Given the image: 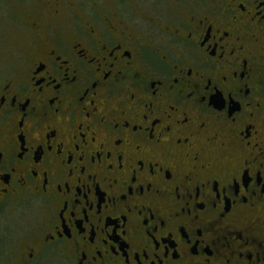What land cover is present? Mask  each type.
Masks as SVG:
<instances>
[{
	"label": "flooded vegetation",
	"instance_id": "af4514ba",
	"mask_svg": "<svg viewBox=\"0 0 264 264\" xmlns=\"http://www.w3.org/2000/svg\"><path fill=\"white\" fill-rule=\"evenodd\" d=\"M0 69V264H264V0H28Z\"/></svg>",
	"mask_w": 264,
	"mask_h": 264
},
{
	"label": "rangeland",
	"instance_id": "374dc122",
	"mask_svg": "<svg viewBox=\"0 0 264 264\" xmlns=\"http://www.w3.org/2000/svg\"><path fill=\"white\" fill-rule=\"evenodd\" d=\"M28 0H0V69L11 60L20 43L24 42V30L18 25Z\"/></svg>",
	"mask_w": 264,
	"mask_h": 264
}]
</instances>
